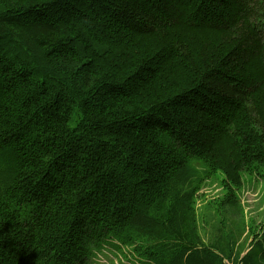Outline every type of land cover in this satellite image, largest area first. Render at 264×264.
Returning a JSON list of instances; mask_svg holds the SVG:
<instances>
[{"label": "trees", "instance_id": "obj_1", "mask_svg": "<svg viewBox=\"0 0 264 264\" xmlns=\"http://www.w3.org/2000/svg\"><path fill=\"white\" fill-rule=\"evenodd\" d=\"M262 164L264 0H0V264H264L229 217Z\"/></svg>", "mask_w": 264, "mask_h": 264}, {"label": "rangeland", "instance_id": "obj_2", "mask_svg": "<svg viewBox=\"0 0 264 264\" xmlns=\"http://www.w3.org/2000/svg\"><path fill=\"white\" fill-rule=\"evenodd\" d=\"M240 176L242 183L234 190L239 198L240 217L235 220L230 211V226L242 225V220H245L247 227L251 231L257 232L256 236L264 241V164L255 165L251 171L243 170ZM224 178L225 175L220 172L217 176L207 179L197 195L196 207L199 224L201 232L207 240L211 238L214 227L219 225L223 218L222 214H218L216 207L219 199L226 195L222 181ZM225 221L227 223L229 219L226 218ZM226 228L228 227L226 226ZM251 238H254L251 233L244 234L242 241L248 245ZM124 250L125 254H120L119 251L106 249L97 257V264H134L133 255L129 254V249L124 247Z\"/></svg>", "mask_w": 264, "mask_h": 264}]
</instances>
